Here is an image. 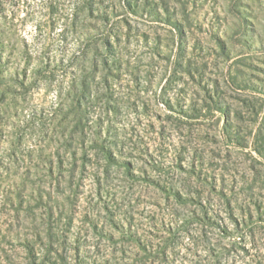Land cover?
<instances>
[{
  "label": "rangeland",
  "instance_id": "374dc122",
  "mask_svg": "<svg viewBox=\"0 0 264 264\" xmlns=\"http://www.w3.org/2000/svg\"><path fill=\"white\" fill-rule=\"evenodd\" d=\"M0 264H264V0H0Z\"/></svg>",
  "mask_w": 264,
  "mask_h": 264
}]
</instances>
